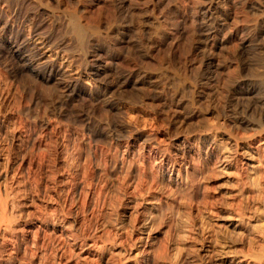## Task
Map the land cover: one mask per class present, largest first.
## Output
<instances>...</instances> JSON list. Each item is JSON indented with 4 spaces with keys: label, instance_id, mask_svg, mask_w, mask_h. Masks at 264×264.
Instances as JSON below:
<instances>
[{
    "label": "rangeland",
    "instance_id": "rangeland-1",
    "mask_svg": "<svg viewBox=\"0 0 264 264\" xmlns=\"http://www.w3.org/2000/svg\"><path fill=\"white\" fill-rule=\"evenodd\" d=\"M168 1L169 17L183 11L186 0ZM235 1L230 11L249 39L242 45L211 47L187 23L179 41L155 51L137 14L128 44L113 34L100 41L97 54L113 80L131 69L144 74L127 91L149 95L146 105L122 102L116 89L108 99L67 96L0 51V264H263L264 119L255 99L264 96V33L256 39L254 31L264 30V2L250 14L246 0ZM66 29L61 24L41 51L98 83L73 46L56 51ZM207 54L218 68L206 70ZM157 61L161 78L152 70ZM248 87L249 98H237Z\"/></svg>",
    "mask_w": 264,
    "mask_h": 264
},
{
    "label": "bare ground",
    "instance_id": "bare-ground-1",
    "mask_svg": "<svg viewBox=\"0 0 264 264\" xmlns=\"http://www.w3.org/2000/svg\"><path fill=\"white\" fill-rule=\"evenodd\" d=\"M111 1H113V3H114L115 0H0V3L3 4V6H5L7 8V10H8L7 12H9L8 15H5L3 13V11L0 9V51H3V49H4V52L8 55V57L10 59L20 61L21 62L20 67L22 69H25L26 71H29L31 73V75L34 77L33 79L36 80V83H38V81H39L40 83L42 82L44 85L45 83L50 84V82L54 81V80L57 81L60 84V87L62 88L61 90L67 96L74 97L76 95L78 96L79 94H83V95H86L90 100L93 101L96 99L98 100V98L100 96H102L103 98H107L105 96L107 95L109 90L114 91V89H116V90H118V92L122 93V99H121L122 102L127 103V104H136V105L146 102L145 103V105H146L147 103L149 104V101H150V100L148 102L146 101V99H148L149 95H148V97L146 96L147 97L146 98L144 96L141 97V94L139 95V92H138V94H132V93H128L129 91H127L129 86L137 88L136 84L141 81L144 74L138 75L137 72L134 71V69H131V70L127 71L126 73H124L123 75L117 76L116 80L115 79L113 80L112 79L113 77L110 76V70L108 69L109 70L108 71L105 68L107 66L106 63L104 64V60L100 58L102 56L97 54V50L100 48V44L102 45V42H100V41L103 38L106 39L111 34H113L114 36L119 35V39L117 38V40H119V42L123 46H124V44H128V42L131 41L130 38H132V37H130L131 36L130 32L133 28V25L131 24V23H133V18H134V21L136 22V19H138L137 17L139 16V20H137L138 22L135 25H138L139 23L141 24V26H142L141 32L143 31L146 34V38H144L143 42L147 43L149 41L150 46H149V44H147V45H148V47H150V49L154 48V46H156L155 48H159L158 46H162V45L166 44L167 42L174 43L176 41H179V39H181L183 32H184V29H185L184 25L187 23L189 24V26L187 28L190 27V30H191V27H193L192 31L195 30V32L199 33V35L201 34V36L203 37V39L207 43V45H209L211 47L217 45L220 42L226 41V40L227 41L236 40V42L239 45H242L245 41L247 42V39H248V37H246V34L244 33V28H242L243 27L242 22H241L242 27L240 26V28L238 29V26L236 25L237 19L236 20L234 19V16L232 15V13L230 11L232 9V7H234L233 4L236 2L235 0H234L235 2L233 0H186V2L183 4V11L180 12V10H178L179 13H178V11H176L174 17H172V18L169 17V15L167 13L168 12L167 10L169 9L170 3H171V1L169 2L168 0H117V3L115 2L116 4L111 3ZM242 1H244V0H242ZM263 2H264V0H246V1L242 2L243 3L242 9L243 10L245 9L250 14H256V12L260 11L259 8L262 7L261 4ZM175 3H176V1H175ZM240 6H241V4H240ZM25 7H27V9L29 8L30 12L21 15L22 11L24 10L23 8H25ZM1 8H3V7H1ZM235 8H236V6H235ZM243 10H241V11H243ZM235 12H236V9H235ZM136 14H137V17L135 18L134 16H136ZM233 14H234V12H233ZM245 15L246 14H244V15L242 14V16H245ZM246 16H248V15H246ZM261 17H260V19H261ZM254 19H256L257 21L259 20L258 18H254ZM233 20H235V23H232V22H234ZM244 20H246V19H244ZM248 21H247V23H248ZM249 23H250V21H249ZM255 23H256V21H255ZM259 23L261 24V22H259ZM61 24H65V26L67 28L66 33H68L69 35L67 34L68 37L65 39L63 38L62 40L60 39L59 42H57V40H56V42H57V43L55 42L56 51H57V49H59L60 53L62 50L66 51V53H67V51L69 50L68 48L73 46V49L74 48L76 49L74 57H77V59L80 60L79 66H81L86 71L85 76H97V77L101 76L98 83H95V84L92 83L91 84L90 82L87 83L86 82L87 80L83 81V79H85L86 77L83 78L82 80H80L77 75H73V73H71L68 69L64 68L61 65V63H60L61 60L58 62V60L56 61V59H54V57H50L49 55H46V53H44V51H41V47L43 45H45V47H46L47 46L46 44H48V43L54 44V42H53L54 33ZM24 26L28 27L27 34H25L26 32L24 33V31H25ZM257 26H261V25H257ZM138 27H136V31H137ZM250 28H248V29H250ZM252 30H253V28H252ZM137 32L141 33V32H139V30ZM195 32H193V33L195 34ZM138 33H137V35H138ZM263 33H264V30L259 28V30L256 33L254 31V36L256 39H258V37L261 36ZM191 34H192V32H191ZM184 35H186V33ZM263 35L261 36L262 40L264 38ZM250 36H251V33H250ZM34 37H36V39H33ZM113 38L114 37H112V39ZM251 38H253V35ZM145 39L147 41H145ZM108 40H110V38ZM132 40L134 41L135 39H132ZM182 40H181V42H182ZM185 40H187V39H185ZM199 41H200V39H199ZM259 41H260V39H259ZM103 42H105V40ZM259 43H262V42L260 41ZM105 44H107V43H105ZM143 44H145V43H143ZM107 45H109V44H107ZM131 45H128V46L130 47ZM135 45H136V43H135ZM135 45H134V47H135ZM193 45H195V44H193ZM252 45L254 46V44H252ZM257 45H259V44H257ZM249 46H250V44H249ZM259 46H261V45H259ZM145 47H146V45H145ZM113 48H115V47H113ZM139 48L140 47L138 46V49ZM105 49L106 48H104V50ZM109 49H110V47H109ZM109 49H108V51H109ZM116 50H117V48H116ZM134 50H135V48H134ZM159 50H158V52H159ZM188 50H189V47H188ZM155 51H157V50L155 49ZM104 52H106V51H104ZM138 52H140V51H138ZM158 52H156V53H158ZM69 53H70V51H69ZM116 53H117V51H116ZM120 53H121V51H120ZM156 53H154V54H156ZM187 53H189V52H187ZM125 54H124V56H126ZM138 54L139 53H137V55ZM184 54H186V53H184ZM121 55H122V53H121ZM149 55H151V54H149ZM4 56H6V55H4ZM105 56H107V55H105ZM124 56H123V58H124ZM211 56L207 54L205 59H204V65L206 66V70L218 68V62H215L214 57H211ZM3 58L5 59V58H7V56L3 57ZM115 58H117L116 54H115V56L112 57V59H115ZM149 58H150V56H149ZM70 59H72V58H70ZM74 59H76V58H74ZM109 59H111V58H109ZM144 59H145V57H144ZM106 60L110 62V60H108V59H106ZM147 60L149 61V59H147ZM154 60L155 59H153L152 61L154 62ZM162 60L163 59L160 60V57H159L158 61L160 64H161L160 61H162ZM119 61L117 60L118 63H119ZM158 61H157V64H155V63L153 64L151 62L148 64H150V65L153 64L152 70L155 71L154 73L156 75L161 74V76H163L161 73L162 67L160 66V64H158ZM76 62H78V60H76ZM17 63H19V62H16V64ZM14 64H15V62H14ZM16 64H15V66H16ZM111 64H113V63H111ZM108 65L110 66V63ZM127 65L128 64H126V66ZM139 65H140V63H139ZM164 67H167V66L165 65ZM21 68H19V69H21ZM169 69H172V68H169ZM144 70H146V69H144ZM21 72L23 73V70ZM145 72H148V71H145ZM150 72H151V69H150ZM162 72H163V74H166V76H167V72L166 73H164V71H162ZM142 73L143 72H141V74ZM174 73H172V74H174ZM111 75H113V74L111 73ZM114 75H115V73H114ZM108 76H110L111 78H109ZM161 76H160V78H161ZM152 78L156 79L155 77H152ZM177 78L178 77H175V79H177ZM33 79H31V80L33 81ZM148 79H149V77H148ZM35 80H34V82H35ZM55 81H54V83H55ZM51 84H53V83H51ZM84 84H85V86H84ZM46 85H48V84H45L44 86H46ZM57 88H58V86H57ZM250 91L251 90L249 89V87L245 88V89H243V88L240 89V92H239V95L237 96V98L242 99L243 97H246L247 95H248L247 97L249 98ZM64 93H62V94H64ZM141 93H142V95H145V94H143V92H141ZM79 96H81V95H79ZM246 98H245V100H246ZM89 99H88V101H89ZM250 99H252V98H250ZM255 100L257 102L256 104H255ZM255 100H250V101H252V102L254 101V104L256 105V107L258 105V107H259L258 108L259 109L258 119L263 120L264 119V96L261 98L255 99ZM106 103H107V101H106ZM109 105H110V102H109ZM247 109H249V108H247ZM240 121H241V119H240ZM242 123L248 125L249 120L246 119ZM251 136H252V134L246 136V138H249ZM182 143H184L183 139L181 141H178L176 146H179L180 144L183 145ZM159 150H161V149H159ZM202 150H203V148H202ZM210 150H211V147H206L205 151L203 152L204 153L203 157L207 158L208 156H210L211 155V152H209ZM263 197H262V199H263ZM263 201H264V199H263ZM261 202H262V200H261ZM263 205H264V203H263ZM259 229H260V227H259ZM259 229H256V232L259 231ZM260 232H262V234H264L263 229ZM260 232H259V234H260ZM262 234H260V235H262ZM263 238H264V236H263ZM251 244H252V242H250L249 245H251ZM46 247H48V246H46ZM260 254L261 253H259V255ZM259 255H256V256L259 257ZM260 257H262V254L260 255ZM263 261H264V259H263ZM263 264H264V262H263Z\"/></svg>",
    "mask_w": 264,
    "mask_h": 264
}]
</instances>
